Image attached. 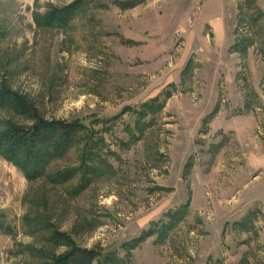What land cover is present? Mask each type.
I'll return each instance as SVG.
<instances>
[{"label":"rangeland","instance_id":"374dc122","mask_svg":"<svg viewBox=\"0 0 264 264\" xmlns=\"http://www.w3.org/2000/svg\"><path fill=\"white\" fill-rule=\"evenodd\" d=\"M74 1L0 0V86L84 128L26 174L0 154V264L71 242L91 264H264V0H80L51 21ZM24 124L0 109V133Z\"/></svg>","mask_w":264,"mask_h":264},{"label":"trees","instance_id":"16d2710c","mask_svg":"<svg viewBox=\"0 0 264 264\" xmlns=\"http://www.w3.org/2000/svg\"><path fill=\"white\" fill-rule=\"evenodd\" d=\"M79 2L80 0L55 8L50 14L51 21L59 26L68 24L75 16L80 6ZM0 109L11 110L32 123L30 126L11 125L9 129L0 133V154L9 161L15 162L25 174L27 173L26 164L39 163L46 158H62L73 147L77 136L84 130L83 126L78 123L46 119L28 96L9 86H0ZM17 158L22 159L23 162L16 161ZM179 212L176 209L168 213L174 218ZM152 226L144 233L142 239L153 230L162 231L163 227L161 228L157 223ZM70 244L72 245L68 251L54 258V264H91L99 258L97 249L82 248L72 242ZM124 262L126 263L124 258L106 254L100 263L122 264Z\"/></svg>","mask_w":264,"mask_h":264}]
</instances>
